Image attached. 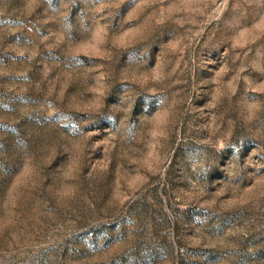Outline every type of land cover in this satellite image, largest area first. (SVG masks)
Returning a JSON list of instances; mask_svg holds the SVG:
<instances>
[{"label":"rangeland","instance_id":"rangeland-1","mask_svg":"<svg viewBox=\"0 0 264 264\" xmlns=\"http://www.w3.org/2000/svg\"><path fill=\"white\" fill-rule=\"evenodd\" d=\"M0 264H264V0H0Z\"/></svg>","mask_w":264,"mask_h":264}]
</instances>
